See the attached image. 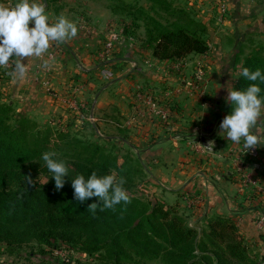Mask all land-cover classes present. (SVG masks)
Masks as SVG:
<instances>
[{
  "label": "trees",
  "instance_id": "obj_1",
  "mask_svg": "<svg viewBox=\"0 0 264 264\" xmlns=\"http://www.w3.org/2000/svg\"><path fill=\"white\" fill-rule=\"evenodd\" d=\"M148 1L153 8L158 6L178 15L170 24L148 17L144 46L152 48L154 57L173 60L209 51L204 21L174 8L171 0ZM137 19L133 26H139ZM124 30L128 33L129 29ZM245 67L264 69L263 46L243 57L235 88L251 83L242 76ZM46 151H55L68 162L72 178L78 174L87 177L93 171L124 177L130 202L92 212L88 206L102 202L97 197L76 200L70 178L66 177L60 190L55 188L54 180L44 184L45 178L51 177L41 159ZM135 172L131 158L72 134L69 129L54 132L50 125L42 127L28 115L16 112L11 102L0 99L1 242L22 246L35 241L53 247L60 241L80 243L85 254L107 253L109 264H127L129 250L162 258L164 264H261L257 255L250 253L253 241L242 235L238 222L231 218L208 217V229L198 237V229L182 219L172 205L152 200L145 203L131 195ZM26 176L35 184L28 185Z\"/></svg>",
  "mask_w": 264,
  "mask_h": 264
},
{
  "label": "rangeland",
  "instance_id": "obj_2",
  "mask_svg": "<svg viewBox=\"0 0 264 264\" xmlns=\"http://www.w3.org/2000/svg\"><path fill=\"white\" fill-rule=\"evenodd\" d=\"M171 1L174 8L184 9L198 20L208 23L206 33L208 43L214 41L213 36L216 33L223 34L227 30L232 11L231 0H221L227 4L228 10L224 20L220 22L217 18L218 8L222 3L220 0ZM0 2L13 4L15 0H0ZM48 3L45 2L46 10L52 16L58 11L60 15L66 16L78 25V34L75 37L64 43L54 44L52 47L53 55L60 59V63L69 65L71 79L74 82L71 81V86L63 92L50 88L44 80L39 81L46 86L49 97H44L45 101L41 100L43 108L32 107L27 103L24 95L10 97L6 87H4L6 83L13 80L17 58H12L6 66H0V99L11 102L16 112L28 115L42 127L50 125L54 132L55 130L69 129L72 134L95 141L106 146L109 151H118L121 155L131 158L134 170L136 169L137 172L134 174V184L130 194L145 203L152 200L153 202L159 201V203L164 202L167 205H172L182 219L198 229V237H201L202 233L208 229L206 222L196 221L195 217L190 216L188 202L181 203L166 198L162 182H153L152 178L149 177V166L145 164L146 156L144 154L146 146H143V143L138 140V138L145 136L135 134L130 129V126L134 125L147 126V121L153 117L150 113L154 111L155 106L162 108V113L168 112L170 108L167 110L164 105L166 106L172 97H207L204 90L205 81L208 78V72L204 68L206 67L204 61L206 60L195 57L199 54H189L181 59L160 60L153 56L152 48L144 46L147 39L146 23L148 17L170 24L178 15L164 11L158 6L153 8L152 3L148 0H48ZM140 8H143L144 11L140 12ZM135 18H138L136 20L138 27L132 25ZM55 21L50 17L51 23H55ZM124 28L129 29L128 33L125 32ZM227 41L226 38L222 42L226 45ZM83 45H86L87 49L94 48L93 55L86 56V60V52L82 54L84 51L80 50ZM120 49L123 57L134 58V64L141 67L136 82L129 86L126 85L129 92L127 96L125 94L124 96L133 97L132 99L135 101L134 104L130 103L131 100L127 103L129 108L132 106L131 111L135 112L133 114L127 112L128 119H123L122 112H120V116L118 115L114 98L111 99L106 114L103 109H105L107 102L104 100L99 102L95 97V94H99L100 87L104 84L109 86L113 83L110 80V77L111 79L113 77L111 76L112 72L104 64L109 57H112L113 51L116 52ZM52 52L49 57L52 56ZM90 60L94 65H98L96 71L87 76L95 83V89L91 97H80L84 94L80 85L85 81L80 76L84 73L81 66L88 64ZM76 67L79 68L78 72L74 71ZM39 70L37 69L36 78L40 79L41 72ZM196 71L202 75L203 80L199 81L196 78ZM166 76L171 78H168L167 81ZM186 77L190 78L188 85L182 83L183 79H187ZM111 89L114 95L117 90L121 91L120 88L114 86ZM222 97H225L222 101V107L226 113L231 110V106L225 102L227 95ZM105 115H108L111 123L103 122L101 118ZM119 120L122 126H117L116 122ZM204 146L209 148V144ZM138 149L142 152V157H140ZM237 172L245 174L241 164ZM245 178L250 181L248 175ZM167 186L172 187V184L169 183ZM263 215L264 211L259 218L261 226L264 225V220L261 221ZM222 216L231 218L235 222L239 220L237 216ZM242 235L245 237L243 233ZM251 240L254 242V238ZM253 242L254 246L251 247L250 253L253 256L257 255L260 263L264 264V246L260 247ZM58 243L54 247L46 244L40 245L35 241L24 243L22 246H14L0 241V264H109L111 261L105 252H98L94 255L85 254L82 250L83 244H72L65 241ZM128 255L127 264H164L162 258L142 255L135 250H129Z\"/></svg>",
  "mask_w": 264,
  "mask_h": 264
},
{
  "label": "crops",
  "instance_id": "obj_3",
  "mask_svg": "<svg viewBox=\"0 0 264 264\" xmlns=\"http://www.w3.org/2000/svg\"><path fill=\"white\" fill-rule=\"evenodd\" d=\"M231 9L227 30L213 36L214 41L209 42L207 53L195 56L206 60L204 68L208 78L204 90L207 97H172L164 105L165 109L170 108L168 118L163 119L159 113L151 110L150 115L155 118L147 121V126L134 125L130 129L135 134L145 136L138 140L146 146L144 154L145 164L149 166V177L153 182H162L166 198L188 202L189 214L196 221L206 222L212 215L237 216L239 228L245 237L254 238L253 243L262 247L264 225L259 224V218L264 211V146L257 147L253 155L243 147L242 141L236 143L222 137L219 125L230 112H224L222 101L225 97L222 96L228 95V88H235L243 57L259 45L264 47V0H231ZM58 16V11L53 16L50 13V17L55 20ZM226 38L228 41L224 45L222 41ZM54 44L57 43L52 42L48 51L40 57L25 58L23 78L14 74L13 80L4 85L10 97H19L21 94L32 107L43 108L42 101L49 94L46 86L43 84V87L39 81L44 80L50 88L63 92L71 86L70 82H74L71 69L67 64L62 65L60 59L53 55ZM80 50L84 51L82 54L86 52L85 60L86 56L94 53V48L87 49L86 45ZM51 52L52 56L49 57ZM111 56L104 66L111 70L113 77L110 80L113 83L100 87L95 97L99 102H107L103 109L106 114L114 98L118 115L122 112L123 119H128L127 112H132V106L129 108L127 103L131 100L130 103L134 104L135 101L129 95L125 97L129 92L126 85L136 82L141 67L134 64V58L123 57L121 49L113 51ZM91 60L81 66L84 73L80 76L85 81L80 85L84 90L80 97H91L95 89V83L87 77L98 68ZM37 69L41 72L40 79L36 78ZM74 71L78 72L79 68L76 67ZM168 78L171 77L166 76L167 81ZM186 78L182 83L188 85L190 78ZM113 86L121 91L117 90L114 95L111 92ZM107 116L101 119L111 123ZM116 123L122 126L120 120ZM253 131L264 137V116L258 120ZM205 144H209V148ZM139 155L142 157L140 150ZM240 164L245 174L237 172ZM246 175L250 181L246 180ZM169 183L172 187L167 186Z\"/></svg>",
  "mask_w": 264,
  "mask_h": 264
},
{
  "label": "clouds",
  "instance_id": "obj_4",
  "mask_svg": "<svg viewBox=\"0 0 264 264\" xmlns=\"http://www.w3.org/2000/svg\"><path fill=\"white\" fill-rule=\"evenodd\" d=\"M78 34V25L64 15L57 17L55 23L50 22V13L46 10L44 0H15L13 4L0 2V66H6L10 59L15 62L14 74L23 78L26 67L25 58L40 57L48 51L52 42L64 43ZM242 76L251 82L245 88H228L226 103L230 104V112L223 118L219 134L232 142H243V147L251 150L264 146V137L258 136L253 129L258 120L264 116V69L257 67L250 70L243 68ZM50 178L44 184L54 180L55 188L60 190L71 179L74 197L84 202L97 197L100 202H93L88 210L95 212L113 209L116 205L130 202L125 188V178L118 177L115 172L98 175L93 171L87 177L78 174L69 176L70 165L58 156L55 151L42 153ZM27 184L34 185L31 177ZM41 178V174L39 179Z\"/></svg>",
  "mask_w": 264,
  "mask_h": 264
},
{
  "label": "built area",
  "instance_id": "obj_5",
  "mask_svg": "<svg viewBox=\"0 0 264 264\" xmlns=\"http://www.w3.org/2000/svg\"><path fill=\"white\" fill-rule=\"evenodd\" d=\"M221 1V0H220ZM222 2V1H221ZM227 10H228V7H227V4L223 1L220 5H219V8H218V22H220V21H223L224 20V18H225V15H226V12H227ZM200 70V69H199ZM195 76H196V78L200 81V80H203L202 79V75L200 74V73H198V71H196L195 72ZM154 106H155V103H154ZM155 112H157V113H159L160 115L161 114H163V115H161L162 117H163V119H166V118H168V112H164V113H162V108H156V106H155V108L153 109ZM256 152H257V147H254V148H252L251 150H250V153L251 154H253V155H255L256 154ZM264 220V215L261 217V221H263Z\"/></svg>",
  "mask_w": 264,
  "mask_h": 264
}]
</instances>
